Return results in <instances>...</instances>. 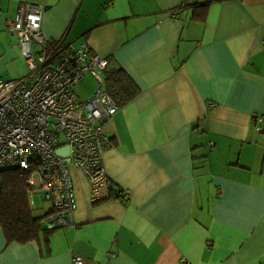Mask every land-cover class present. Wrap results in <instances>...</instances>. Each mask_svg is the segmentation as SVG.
Instances as JSON below:
<instances>
[{
    "label": "crops",
    "instance_id": "1",
    "mask_svg": "<svg viewBox=\"0 0 264 264\" xmlns=\"http://www.w3.org/2000/svg\"><path fill=\"white\" fill-rule=\"evenodd\" d=\"M21 4L139 93L113 96L105 126L106 171L129 201L92 203L73 167L74 224L48 242L0 230V264H264V0H0L3 79L28 73L9 26Z\"/></svg>",
    "mask_w": 264,
    "mask_h": 264
},
{
    "label": "built area",
    "instance_id": "2",
    "mask_svg": "<svg viewBox=\"0 0 264 264\" xmlns=\"http://www.w3.org/2000/svg\"><path fill=\"white\" fill-rule=\"evenodd\" d=\"M9 26L28 73L0 77V188L2 172L24 175L30 202L39 193L49 203L42 225L50 230L74 224L77 203L70 165L88 179L92 203L128 202L130 190L111 181L104 163L106 150L113 147L105 126L120 107L105 88L109 60L87 43L70 47L49 37L38 6L21 4ZM88 75L95 86L83 98L76 88ZM254 119L263 122L264 114ZM63 146L69 147L68 162L57 154ZM72 263L85 260L73 256Z\"/></svg>",
    "mask_w": 264,
    "mask_h": 264
},
{
    "label": "trees",
    "instance_id": "3",
    "mask_svg": "<svg viewBox=\"0 0 264 264\" xmlns=\"http://www.w3.org/2000/svg\"><path fill=\"white\" fill-rule=\"evenodd\" d=\"M208 4L203 5L201 9H208ZM105 83L112 96L122 98L124 101L132 99L139 93L136 84L122 69L111 68ZM1 175L4 182L0 188V230L6 242L27 243L40 237L48 242L55 229L43 227V213L36 215L33 212L26 177L18 170L4 171Z\"/></svg>",
    "mask_w": 264,
    "mask_h": 264
},
{
    "label": "rangeland",
    "instance_id": "4",
    "mask_svg": "<svg viewBox=\"0 0 264 264\" xmlns=\"http://www.w3.org/2000/svg\"><path fill=\"white\" fill-rule=\"evenodd\" d=\"M94 86H95L94 79L90 75H88L86 79L79 82V84L76 88V92L81 97L84 98V97H87L91 93V91L94 89ZM70 167L72 170L73 166L70 165ZM31 199H32V203H33L32 209L36 215L42 214L43 209L45 210L44 207L49 205V203L47 201H45L39 193L33 194Z\"/></svg>",
    "mask_w": 264,
    "mask_h": 264
},
{
    "label": "water",
    "instance_id": "5",
    "mask_svg": "<svg viewBox=\"0 0 264 264\" xmlns=\"http://www.w3.org/2000/svg\"><path fill=\"white\" fill-rule=\"evenodd\" d=\"M69 153V147L68 146H63L59 149H57V154L62 156V157H65V160L68 162L69 159L66 157Z\"/></svg>",
    "mask_w": 264,
    "mask_h": 264
}]
</instances>
